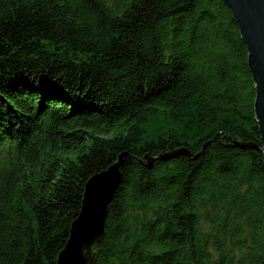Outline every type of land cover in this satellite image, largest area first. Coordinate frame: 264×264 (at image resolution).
Masks as SVG:
<instances>
[{
  "label": "trees",
  "instance_id": "trees-1",
  "mask_svg": "<svg viewBox=\"0 0 264 264\" xmlns=\"http://www.w3.org/2000/svg\"><path fill=\"white\" fill-rule=\"evenodd\" d=\"M255 98L224 0H0V264H56L124 152L93 264H264Z\"/></svg>",
  "mask_w": 264,
  "mask_h": 264
},
{
  "label": "water",
  "instance_id": "water-1",
  "mask_svg": "<svg viewBox=\"0 0 264 264\" xmlns=\"http://www.w3.org/2000/svg\"><path fill=\"white\" fill-rule=\"evenodd\" d=\"M224 1L233 11L240 34L247 46L248 64L256 88L255 119L263 142L262 147L252 142H237L236 145L243 149H259L264 153V0ZM201 153L203 152L194 155L193 158H197ZM179 155L191 157L186 148H180L149 157L147 165L151 167L156 159L168 160ZM127 156L128 153H122L116 163L88 180L81 212L72 223L69 240L60 252L56 264L94 263L93 247L105 236L109 204L121 183L120 168Z\"/></svg>",
  "mask_w": 264,
  "mask_h": 264
}]
</instances>
